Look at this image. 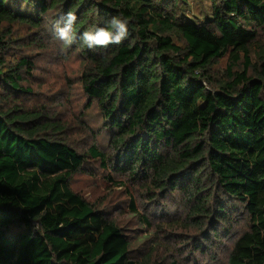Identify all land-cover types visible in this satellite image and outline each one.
I'll list each match as a JSON object with an SVG mask.
<instances>
[{
  "label": "trees",
  "instance_id": "obj_1",
  "mask_svg": "<svg viewBox=\"0 0 264 264\" xmlns=\"http://www.w3.org/2000/svg\"><path fill=\"white\" fill-rule=\"evenodd\" d=\"M209 2L195 22L188 0H0V264H179L139 258L131 234L72 189L88 159L136 186L144 206L178 194L181 220L207 241L241 215L226 264H264V0ZM69 11L77 41L61 47L82 57L78 81L108 150L79 152L48 109L25 105L34 64L20 50L46 49L40 35ZM113 17L128 20V38L82 44Z\"/></svg>",
  "mask_w": 264,
  "mask_h": 264
},
{
  "label": "rangeland",
  "instance_id": "obj_2",
  "mask_svg": "<svg viewBox=\"0 0 264 264\" xmlns=\"http://www.w3.org/2000/svg\"><path fill=\"white\" fill-rule=\"evenodd\" d=\"M209 14V0H188L183 7V16L191 21L202 22ZM14 28V36L27 37L26 28L18 25ZM52 28L47 27L40 35L47 44L46 49L30 45L20 50L29 55L34 64L27 75L31 94L25 98V105L48 109L53 119L64 125L70 144L79 152H84L91 144L108 150L109 134L103 128V117L95 101L88 105L78 81L82 57L76 50H63L62 41L53 35ZM33 36H37L36 33ZM261 36L264 40V34ZM226 57H221L214 65L219 73L226 64ZM126 182L94 159H88L70 179L73 190L103 209L123 232L131 234V246L139 258L153 250L152 259H176L179 264H226L230 243L247 227L244 217L237 215L229 232L223 230L214 235L216 240L207 241L203 231L187 228L181 220L183 207L178 194L166 195L163 200L149 201L144 206L139 190ZM130 201L135 204L137 213L132 212ZM142 216H147L150 224L143 222ZM199 244L201 247L195 250Z\"/></svg>",
  "mask_w": 264,
  "mask_h": 264
},
{
  "label": "clouds",
  "instance_id": "obj_3",
  "mask_svg": "<svg viewBox=\"0 0 264 264\" xmlns=\"http://www.w3.org/2000/svg\"><path fill=\"white\" fill-rule=\"evenodd\" d=\"M77 16L69 11L56 22L55 36L62 41L64 46H71L77 41L75 24ZM130 35L128 20L122 17H113L108 22V27H98L94 31H84L79 39L88 48L97 46L104 48L109 44H121Z\"/></svg>",
  "mask_w": 264,
  "mask_h": 264
}]
</instances>
